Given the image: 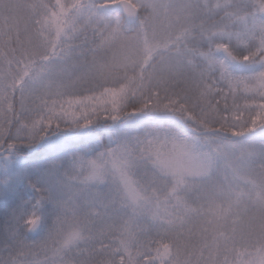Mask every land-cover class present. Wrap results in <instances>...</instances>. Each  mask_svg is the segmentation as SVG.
<instances>
[{"label":"snow or ice","instance_id":"6c2138e0","mask_svg":"<svg viewBox=\"0 0 264 264\" xmlns=\"http://www.w3.org/2000/svg\"><path fill=\"white\" fill-rule=\"evenodd\" d=\"M0 264H264V0H0Z\"/></svg>","mask_w":264,"mask_h":264}]
</instances>
